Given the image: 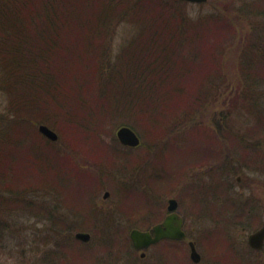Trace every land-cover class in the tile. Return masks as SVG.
I'll return each mask as SVG.
<instances>
[{"label":"trees","instance_id":"1","mask_svg":"<svg viewBox=\"0 0 264 264\" xmlns=\"http://www.w3.org/2000/svg\"><path fill=\"white\" fill-rule=\"evenodd\" d=\"M185 3L183 0H0V88L7 92L13 103V115L0 116V246L7 230L2 215L16 205H28V193V197L41 190L64 193L59 186H68L67 182L69 185L78 182L83 186L82 200L75 204V210L80 213V218L85 217L87 224H91L92 205L88 203L91 188L88 187L98 179L88 170V173L82 171L77 157L75 160L69 158L72 153L79 156V150L68 143V138L74 136L64 134L67 127L86 134L85 143L99 144L102 143L99 129L107 130L108 124H127L138 131L132 121L143 115H149L150 121L157 116L154 126L170 118V122H179L176 119L179 109L172 104L179 95L186 97V110L191 107L205 111L212 105L225 104V100L219 99L225 93L221 91L224 72L210 68L205 59L199 57V43L208 39L205 35H209L210 30H204L212 24L225 32L232 21L238 27L240 23L235 14L243 22L241 13L252 14L261 8H255L261 3H241L235 10L232 4L221 9L224 14L210 12L197 17L185 13L182 6ZM254 21L248 27H252ZM123 22L132 25L135 32L113 56L108 44L116 26ZM235 30L232 42L240 46L238 64L245 81L239 90L234 89L231 107H244L252 112L256 124L261 123L264 122V114L259 113V105L264 103V34L262 37L257 30L246 26ZM212 48L210 55L214 59L216 50L214 46ZM221 49L218 50L220 54ZM197 66L205 70L203 77L190 73L192 70V73L197 72ZM188 81H197L195 92ZM33 82L36 86L31 85ZM46 85L50 89L44 94L46 100L37 99L34 108L29 102L31 95L19 93V87L26 90L29 86L38 87L41 93L33 95L39 98ZM216 88L220 91L216 92ZM190 95L191 99L188 98ZM22 98L24 101L20 102ZM36 117H42L41 122L63 135L58 133L54 142L43 139L34 130ZM213 125L222 128L220 124ZM253 130L252 136L260 133L255 127ZM255 139L251 140L253 145L246 153L252 160L242 158L240 167L255 162L254 150L257 149L258 158L264 150ZM57 145L60 150L55 147ZM17 148L29 152L32 162L24 168L33 170L28 177L33 175L32 182L23 178L24 173L21 176L15 171L17 167L13 161H16ZM230 155L227 151L228 165L231 164ZM87 165L93 167L92 162ZM73 170L77 180L68 174ZM227 173L230 175L231 172L227 170ZM97 175L103 174L97 170ZM82 213L87 215L83 217ZM106 221L92 231L115 229L111 221ZM56 225L65 226L64 223ZM96 239L116 241L118 237ZM98 246L105 248L112 244L100 242Z\"/></svg>","mask_w":264,"mask_h":264},{"label":"rangeland","instance_id":"2","mask_svg":"<svg viewBox=\"0 0 264 264\" xmlns=\"http://www.w3.org/2000/svg\"><path fill=\"white\" fill-rule=\"evenodd\" d=\"M241 3H261V5L255 6V8L261 6V8L254 9L255 11L252 14H250L251 12L246 15L241 13L243 22L235 14L240 25L238 27L234 26L235 24L232 21V24L228 23L226 32L212 24L211 28L204 30V32L210 30L207 32L209 35H205L208 39L199 43L201 48L199 57L205 59L210 68L224 72L225 82L221 91L225 93L219 99L225 100V104L218 107L212 105L205 111H197L194 108L191 109V107L186 110L188 106V104H184L186 97L185 95H179L172 103L177 105L176 110L179 109V114L176 115L179 122H170V118L167 122L154 126L153 121L156 120L157 116L153 117V121L147 119L149 115L135 117L133 121L129 119L133 122V125L135 124L138 131L131 128L140 138L139 146L133 149L123 147L116 137V130L127 124H108L107 130L99 129L102 137V143L99 144L85 143L86 134L84 135L76 128V131H74L72 128L67 127V132L64 131V134L74 136V138H68V141H70L68 143L75 145L76 149L79 150L77 151L79 156L72 153L69 158L75 160L74 157H77L80 162L79 165L82 166V171L86 170V173L89 171L93 178L98 179L93 184L90 183L88 187L91 188L88 192L89 204L92 198L99 205L92 208L93 218L90 219L92 222L87 224L88 220L84 217L87 214L82 213L81 216L84 215V220L82 217L80 218V213L75 210V204L77 205L79 200H82L80 197L82 196L81 188L83 186L78 182H72L70 185V182H67L68 186L60 185V191L64 192L62 194L57 190L52 193H44L41 190L31 193L28 197V193V205L21 207L16 205L1 217L7 226V230L2 239V246H0V264H86L89 262L85 258L89 255L88 252L101 247L96 244V241H98L96 236H91L93 245L88 248L89 246L82 245L80 240L74 237V234L77 231H85L91 234L93 229L103 222H107L106 219L112 222L113 228H115L114 231L122 233L114 241L115 247H128L129 242L127 240L130 227L144 226V220L147 218L155 219L148 214L147 210L149 200L152 201L151 193L154 191L160 193L155 203L160 202L164 207L167 198L174 194V191L172 192L174 185H178L176 187L179 189V191H175V197L179 201L178 212L183 217L185 231L193 232L194 236L208 233L207 235L210 234L216 238L224 236L232 238L236 254H226L223 258V264H261L264 262V253L257 255L246 251L247 245L242 241L252 230L250 226H254L255 221L251 218L238 219V216L243 214L242 207L239 204L250 196L251 192L249 190L244 192L241 185L236 181V176L240 175L241 182H245V176L251 179L250 182L252 177L264 182V171L256 170L254 163H249L247 168L239 166L240 160H252L249 159V156H246L248 149L253 145L251 140L256 138L255 141H260V146L264 147V122L256 124L252 112L244 107L243 109L239 106L235 107L236 105L233 108L231 107L234 89L238 88L237 90H239L241 83L245 81L240 73V64H238L240 46L238 43L232 42V34L233 32L236 33L235 29L239 31L241 27L246 26L247 29L257 30L263 37L264 8L262 6H264V0H206L201 3L186 2L182 6L185 8L187 15L197 17L210 12L218 13L221 9L225 10L232 4L235 10ZM234 10L231 11L232 14L235 13ZM220 13L224 14V12ZM253 20L255 21L251 25L252 27H248ZM134 32L135 28L129 23L118 24L108 44L111 55L115 56ZM212 46L216 50L214 59L210 55L214 50ZM219 48H222L221 54L218 52ZM192 71L190 73L199 78L203 77L205 73V70H201L199 66L196 67L197 72L192 73ZM192 80H195V78ZM188 82L189 85H193V92H195L198 85L197 81ZM31 85L36 86L34 82ZM114 88L118 89V86L115 85ZM171 88H175V86L171 85ZM26 89L25 87H19V93L22 96L26 93H28V96L31 95L29 102L33 108L35 104H38V100H46L44 94H48L50 91L49 86L46 85L42 90V97L38 98L37 95H33L41 93L38 87L31 88L29 86L28 90ZM215 91L220 90L216 88ZM119 92L121 93V90ZM191 96L188 98L191 99ZM21 100L20 102L24 101L23 98ZM12 104V99L7 92L0 88V116L11 117L13 115ZM159 105L160 99L157 101V107ZM259 107L261 108L259 113L264 114V103ZM41 118L36 117L37 121L34 123V130L39 134L38 125L44 123L41 122ZM216 123L220 124L222 128H216L213 125ZM27 127L29 128L28 125ZM254 127L260 133H255V136H252L251 132L254 131ZM55 131L57 132V130ZM57 133L63 135L59 130ZM41 137L47 139L43 135ZM100 140L101 138H99ZM88 144L92 147L87 146ZM96 145H99V147ZM21 146L23 147L22 144ZM256 146H254V149H256ZM55 147L60 150L59 145ZM227 151L231 154L229 157L231 164L229 165L226 158ZM254 152L257 155V149ZM28 154L27 149L17 148L16 157L14 158L16 161H13L14 166L17 167L15 171H19L21 176L24 173V179L28 178L33 171L31 168H24V166L31 165L32 162ZM220 159H225L226 181L229 180V183L234 185L232 196L235 202L239 204L225 205L221 209L214 204L204 207L200 201H188L187 190L185 189H187L189 183L194 182L195 185H201L203 183L218 182L216 178L218 177V168L221 167ZM259 160L264 163V151L262 150ZM88 162H92L93 167H89ZM97 170L103 174L101 177H98ZM227 170L231 172L230 175H228ZM75 172L73 170L68 174L74 176L77 180V173ZM32 176L27 180L31 179ZM32 180L29 182H32ZM78 186V191H76ZM105 190L110 193L107 199H103ZM181 192L183 196L180 195ZM31 201L34 204L33 206ZM118 202H122L128 212L135 215L136 220L127 223L121 217L123 215L117 213V211L113 213L112 218L106 212L101 211V208L109 209L112 205L116 206ZM138 211L141 212L137 215ZM216 213H220V215L216 216ZM258 216L264 218V207L259 208ZM61 223H64L65 226L56 225ZM104 226L106 227V224Z\"/></svg>","mask_w":264,"mask_h":264},{"label":"flooded vegetation","instance_id":"3","mask_svg":"<svg viewBox=\"0 0 264 264\" xmlns=\"http://www.w3.org/2000/svg\"><path fill=\"white\" fill-rule=\"evenodd\" d=\"M264 149V147H261ZM264 151V150H262ZM254 155L256 153L254 152ZM260 157L258 158L256 155L255 165L256 170H263L264 171V164L263 161L261 162ZM262 163V164H261ZM220 168H218V179L217 183H203L201 185H195L194 182L189 183L187 187V197L188 201H200L201 205L204 207L211 206L214 204L218 208H223L227 203L230 204H239L235 202V199L232 196V189L233 184L227 183L226 181V167H225V159H220ZM247 168L248 165H241V167ZM245 176V182H241V176H236V181L243 191H250L251 195L246 197L242 202H240V206L242 207L245 213L238 216V219L244 218H251L255 221L254 226H250L252 230L247 234L245 238L242 239L247 245L246 251H249L253 254H263L264 253V238L262 240L261 246L258 248L251 247L248 244V235L257 229H259L263 222L264 218L262 219L258 216L259 208L264 207V182H261L259 179L252 177V181L250 182V178ZM247 181V182H246ZM178 185H174L172 187L173 195L167 198V202L163 207L162 203H155L157 202V197L160 195L159 192L154 191L151 193L152 201L149 200V204L147 206L148 214H150L155 219H146L144 220V226H131L128 232V240L129 246L126 247H115L114 241H96V244L100 242H106L107 244H112V246L101 247L100 249L97 247L95 250H90L89 255L85 258L87 259L86 264H223V258L226 254H236V249L233 246V240L230 236H224L221 238H216L215 236H211L210 234L207 235L203 234L200 236H194L193 232L185 231L183 228V217L178 212L179 201L175 197V191H179ZM182 191V190H180ZM158 193V194H157ZM110 194V193H109ZM201 194V195H199ZM180 195L183 196L182 192ZM186 195V194H185ZM108 197V196H107ZM107 197H103V199H107ZM170 198H175L177 201V207L174 212L178 215L179 218L182 219V233L183 236L181 238L175 237H164L155 242H151L144 247L136 248L130 238V231L133 228L139 229L141 231H148L152 236L153 233V226L157 223H160L164 220V218L171 213L168 210V201ZM197 198V199H196ZM147 202V201H146ZM89 203V202H88ZM90 204L93 207H98V203L94 199L91 198ZM119 204V205H118ZM116 206H111L109 209L101 208L102 212H106L108 216L112 218L113 213L117 211V213L122 214L121 216L124 221L127 223H131L132 220L135 219V215H132L128 212L122 202H118ZM245 207V208H244ZM141 211L137 212V215ZM258 212V213H257ZM216 216L220 215V213H216ZM89 233V232H88ZM121 232L114 231V230H97L92 231L91 234L89 233L90 237L86 241L80 240L82 245L90 246L92 244V237L96 236V238H104V239H113L114 237L121 236ZM215 238V239H214ZM95 243V242H94ZM190 243H193L196 251L199 253V260L194 261L190 256ZM84 259V258H83ZM264 263V262H263ZM261 263V264H263ZM83 264V263H82Z\"/></svg>","mask_w":264,"mask_h":264},{"label":"water","instance_id":"4","mask_svg":"<svg viewBox=\"0 0 264 264\" xmlns=\"http://www.w3.org/2000/svg\"><path fill=\"white\" fill-rule=\"evenodd\" d=\"M187 2H195L201 3L205 2L206 0H183ZM38 131L44 135L46 138L50 139L51 141H55L58 138V134L53 130L51 127L44 123H40L38 125ZM116 136L120 143L135 147L140 143V138L136 134V132L127 125H122L116 130ZM109 195L108 191H104L103 197H107ZM177 207V201L175 198H170L168 201V210L171 211L164 220L160 223H157L153 226L152 230L154 235L152 236L148 231H141L139 229L133 228L130 231V238L136 248H141L146 246L151 242H155L164 237H175L181 238L183 236L181 225L182 219L178 217L176 214L175 209ZM75 238L86 241L89 239L90 235L88 232L85 231H77L74 234ZM264 238V222L262 226L257 229L256 231L250 233L248 235V244L251 247L258 248L261 246L262 240ZM191 251L190 256L194 261H198L200 256L199 253L196 251V248L193 243H190Z\"/></svg>","mask_w":264,"mask_h":264}]
</instances>
